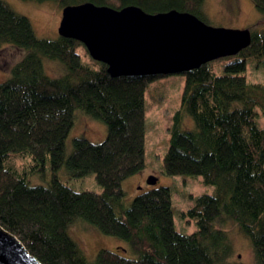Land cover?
Here are the masks:
<instances>
[{"label": "trees", "instance_id": "1", "mask_svg": "<svg viewBox=\"0 0 264 264\" xmlns=\"http://www.w3.org/2000/svg\"><path fill=\"white\" fill-rule=\"evenodd\" d=\"M55 3L60 9L92 3L120 10L136 6L146 13L176 10L206 23L205 0H22ZM264 15V0H251ZM250 46L185 74L181 111L169 129L163 158L166 176L202 177L216 188L202 195L181 217L197 231L175 230L169 188L150 189L126 206L122 184L145 167L146 87L160 77H117L94 61L78 41L36 36L29 19L0 0V45L30 53L0 84V226L16 236L42 264H240L226 227L235 224L251 242L257 264H264V87L250 85L248 60L264 58V31H251ZM60 62L63 76L50 78L43 59ZM222 70L220 74L216 71ZM106 124L100 144L84 137L66 139L76 111ZM188 116L195 129L184 131ZM30 156L39 170L47 159L53 178L32 186L15 162ZM94 175L101 192H77L61 181ZM87 223L100 233L128 243L137 258L101 250L89 261L67 231Z\"/></svg>", "mask_w": 264, "mask_h": 264}, {"label": "rangeland", "instance_id": "2", "mask_svg": "<svg viewBox=\"0 0 264 264\" xmlns=\"http://www.w3.org/2000/svg\"><path fill=\"white\" fill-rule=\"evenodd\" d=\"M16 13L29 19L37 37L55 40L59 37L58 28L62 18V9L55 3L39 4L22 0H2ZM204 16L206 24L215 28L244 30L261 33L264 31V15L259 13L251 0H205ZM29 50L16 49L11 45H0V84L7 81L12 75V68L23 60ZM44 68L50 78L64 75L66 69L60 62L43 59ZM222 70L216 71L220 74ZM246 81L250 85L264 87V58L247 61L245 71ZM185 86L183 75L164 76L155 79L145 89L144 102L146 112L145 130V167L137 175L127 179L122 184L125 192V205L128 206L140 194L158 187L169 188L172 197V210L175 230L184 235L197 231L194 221L187 222L181 217L193 205L194 201L202 195H214L216 188L203 184L202 177L192 176H166L163 174V158L169 145L170 131L174 118L181 111V98ZM261 116L257 120L260 128L264 127V115L257 109ZM76 119L66 139V154L72 152L73 139L84 137L94 144L102 143L108 134V128L100 120L88 116L83 111H76ZM181 129L194 130L193 121L183 115ZM18 172L28 174V181L32 186H47L53 178L49 159L42 169L36 168L30 156H25L15 162ZM57 176L62 182L77 192H101L102 187L97 183L94 175L74 179L68 176L62 168ZM154 176L158 179L155 186H150L147 181ZM233 254L229 258L231 263L257 264L250 240L240 232L235 224L226 227ZM69 237L76 243L84 256L93 261L101 250L125 252L123 256L137 258L127 242L115 237L100 233L87 223L71 224L67 231Z\"/></svg>", "mask_w": 264, "mask_h": 264}, {"label": "water", "instance_id": "3", "mask_svg": "<svg viewBox=\"0 0 264 264\" xmlns=\"http://www.w3.org/2000/svg\"><path fill=\"white\" fill-rule=\"evenodd\" d=\"M58 34L83 44L112 78L182 75L235 57L252 41L249 29L215 28L190 13L150 14L136 6L116 10L92 3L65 7ZM157 182L154 176L147 181ZM0 264L42 263L0 226Z\"/></svg>", "mask_w": 264, "mask_h": 264}]
</instances>
